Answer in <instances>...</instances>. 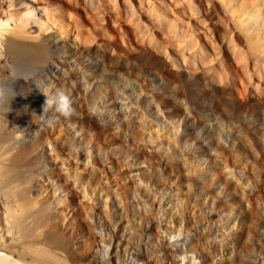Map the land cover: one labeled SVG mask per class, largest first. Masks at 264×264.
<instances>
[{"label": "bare ground", "instance_id": "6f19581e", "mask_svg": "<svg viewBox=\"0 0 264 264\" xmlns=\"http://www.w3.org/2000/svg\"><path fill=\"white\" fill-rule=\"evenodd\" d=\"M63 1L0 0V264H204L207 260L202 240L188 242V238L181 233L182 229L176 233L177 228L169 230L165 227L167 235H159L158 239L163 254L156 258L147 239L134 236L138 240H132L130 221L121 226L117 220L112 222L108 219L111 222L109 224L92 211L96 210L93 206L90 207L95 214H92L89 222L93 228L90 231V247L82 245L83 236L75 234L73 218L81 211L75 214L72 210L78 207L76 199L82 201L88 194L86 182L93 185L91 182L99 180L94 168L103 162V154L100 150H92L88 142L80 140L76 128L78 124L72 120L84 114L87 120L93 118L103 125H115L117 119L121 118L118 116L120 113L127 114L137 106H149L150 111H159L161 105L152 91L165 77L161 71L143 67L138 62L141 57L132 56L125 44L120 43L132 40L128 20L131 18L136 23L134 12L122 10L117 0H68L67 7H72V14L75 15L68 18L57 13ZM190 1H195V6L204 16L218 15L217 0ZM205 1L211 8H207ZM263 5L264 0H241L238 6L235 0H226L230 11L244 15L248 19L246 26L254 30L264 26V15L260 9ZM150 7L156 11L162 9L161 6ZM190 7L193 8L192 5ZM31 9L44 11V16L35 17ZM158 18L160 20V15ZM164 22L159 25L162 24L163 29H166L168 25ZM50 23L57 30L46 33L45 30L51 27ZM229 23L228 19L225 22L219 20L217 25L229 26ZM136 24L141 25V22L137 21ZM44 27L46 29L41 30ZM157 27L160 28L153 24L150 29L154 33ZM178 28L174 26L171 32L173 38L178 37L179 33L187 37L191 32L188 27ZM95 29L108 34L109 38L100 41L94 35ZM229 29L231 40L227 49L220 43L217 47L223 53L219 62L224 64L223 58H226L230 49L243 62L246 70L251 67L254 72L252 51L258 46L251 48L237 28ZM142 33L143 37L149 36L146 29H142ZM72 36L77 40L70 42L69 37ZM151 39L154 40V37ZM175 41L180 44L184 42L179 39ZM204 46H199L197 52L198 49L200 52L204 50ZM187 61L192 62L190 59ZM109 66H112L110 72ZM255 67L259 68L256 61ZM201 79H194L189 88L203 86L202 90L197 88L196 93L204 97L219 93L216 87H205ZM167 81L170 86L184 87L179 77H170ZM46 86H54L51 88L53 92L62 89L71 97L75 109L71 116L65 117L52 110L41 120L38 115L42 114L45 101L41 91ZM105 88H108L107 92H104ZM128 88L133 93L130 94ZM49 120H64L73 128L69 129L72 136L65 142V150L60 147L55 131L50 130L52 128L46 123ZM95 120H90L88 126L82 123L85 126L82 128L87 131L88 127H98L99 123ZM232 122L221 121L220 127L226 126L230 131H237V126ZM54 129L59 131L57 125ZM53 155L55 158L60 157V160H54ZM137 169L142 170L141 167ZM165 188H159L154 194H163ZM114 189L115 186L111 184L100 188L99 192L107 190L103 197H108ZM163 219L161 223L167 226L166 221L171 218L166 216ZM148 220L147 224L133 227L138 228L139 235L148 236L154 230V222ZM127 226L132 231L127 232ZM262 234L264 237V231ZM219 249L224 250V245ZM263 250L264 245L261 244L255 253ZM254 256L256 258L251 256L254 258L252 264H264V256L261 261L259 255Z\"/></svg>", "mask_w": 264, "mask_h": 264}, {"label": "rangeland", "instance_id": "374dc122", "mask_svg": "<svg viewBox=\"0 0 264 264\" xmlns=\"http://www.w3.org/2000/svg\"><path fill=\"white\" fill-rule=\"evenodd\" d=\"M64 1L57 13L68 18L75 16L72 14L74 9L68 8L69 1ZM182 1L117 0L122 5L121 8L117 3L119 8L134 12V18L141 22L138 25L130 18L132 40L120 43L125 44L132 56L141 57L138 62L143 67L164 74L165 80L158 82L152 91L161 107L153 112L149 106H137L127 114L120 113L121 118L115 125H103L93 118L87 120L84 114L72 120L78 124L80 140L103 154V162L94 168L99 180L91 182L93 185L86 182L88 194L82 201L77 198L78 207L72 210L75 214L81 211L73 218L75 234L83 236L82 245L90 247L93 228L89 222L96 212L109 224V220H117L124 226L130 221L133 231L128 226L126 229L132 231V240L137 241V237L147 239L156 258L163 254L159 235L165 237V227H168L169 230L177 228L176 233L182 229L181 233L188 242L202 240L207 260L204 264H252L255 254L259 255V260L264 256V250L262 254L260 251L255 253L261 244L264 245V26L259 30L247 27L248 19L232 13L226 0L216 1L218 15L214 17L204 16L195 1ZM239 1L235 0L236 6ZM205 4L211 8L208 1ZM153 5L161 6L163 10H151ZM24 6H27L26 2ZM260 9L264 15V5ZM31 11L37 18L44 16V11ZM139 14L144 15L137 18ZM226 19L230 20L229 26L217 25L219 20L225 22ZM160 22L168 25L166 29L159 25ZM153 24L160 26L154 33L150 29ZM50 26L41 30L46 33L57 30L51 23ZM174 26L188 27L191 32L183 37L178 31V37L173 38ZM229 27L237 28L251 48L258 46L252 51L254 72L251 67L246 70L230 49L223 58L224 64L219 62L223 53L217 47L220 43L227 49L231 40ZM142 29H146L149 36L143 37ZM94 35L100 41L109 38L100 29H95ZM69 38L70 42L77 40L75 36ZM175 39L184 42L180 44ZM202 44L205 49L197 52ZM153 58L158 59L154 61ZM184 58L192 62L188 63ZM255 61L259 68L255 67ZM110 68L112 66H109V72ZM170 77L181 78L184 87L170 86L167 81ZM200 77L205 87H216L219 93L204 97L196 93L198 86L189 88V84ZM128 89L130 94L133 93L131 88ZM107 91L105 88L104 92ZM90 120L99 125L85 131L82 127L86 123L88 126ZM228 120L233 121L237 131L220 127L221 121ZM54 121L46 123L55 131L60 147L65 150V142L72 136L69 129L73 128L64 120ZM56 125L58 132L54 129ZM59 158L53 159L57 161ZM111 184L115 186L114 192L103 197L107 190L99 192V189ZM162 187H166V192L155 195ZM105 199H108L107 204ZM91 206L96 208L92 210L94 213ZM86 214L91 215L86 218ZM166 216L171 218L166 221L167 226L161 223ZM148 218L154 222V230L148 236H141L138 228L133 227L147 224ZM222 244L225 249L221 251ZM251 252L254 258L250 256Z\"/></svg>", "mask_w": 264, "mask_h": 264}, {"label": "clouds", "instance_id": "9594fccd", "mask_svg": "<svg viewBox=\"0 0 264 264\" xmlns=\"http://www.w3.org/2000/svg\"><path fill=\"white\" fill-rule=\"evenodd\" d=\"M54 86H46L45 90L41 91L45 96L44 104L42 105V114L38 115L43 121L45 114L54 110L65 117L71 116L75 109L73 108V101L71 97L66 94L62 89H56L55 92L51 91Z\"/></svg>", "mask_w": 264, "mask_h": 264}]
</instances>
